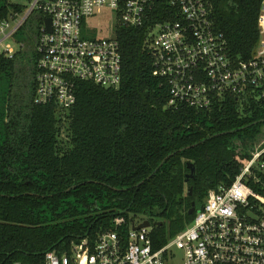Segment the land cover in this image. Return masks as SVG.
Instances as JSON below:
<instances>
[{
    "label": "trees",
    "instance_id": "obj_1",
    "mask_svg": "<svg viewBox=\"0 0 264 264\" xmlns=\"http://www.w3.org/2000/svg\"><path fill=\"white\" fill-rule=\"evenodd\" d=\"M262 2L214 0V25L236 60L256 53ZM26 8L0 0V19ZM44 17L16 33L24 50L14 58L0 53V264L43 263L47 251L70 252L79 239L94 245L103 231L128 233L142 215L153 221L154 247L166 245L194 220V202L200 209L209 189L239 174L246 149L262 133L264 99L240 94L208 109L166 107L146 24L116 29L123 57L118 88L78 81L69 109L36 105L33 37ZM19 60L30 81L18 95ZM188 162L195 171L187 181ZM118 216L125 221L117 228Z\"/></svg>",
    "mask_w": 264,
    "mask_h": 264
},
{
    "label": "built area",
    "instance_id": "obj_2",
    "mask_svg": "<svg viewBox=\"0 0 264 264\" xmlns=\"http://www.w3.org/2000/svg\"><path fill=\"white\" fill-rule=\"evenodd\" d=\"M164 1L34 0L24 12L0 19V53L14 58L24 50L26 43L17 41L16 33L43 13V23L33 37L34 103L69 109L77 101L78 81L120 86L123 57L116 29L147 24L153 75L167 90L166 107L208 109L217 100L240 94L264 99V0L259 16L261 39L249 60L230 55L228 41L212 19L214 0H168L162 5ZM103 8L112 12V30L94 35L97 27L90 19ZM46 17L52 20L50 31ZM103 17L111 20V15ZM236 145L238 152L244 151L240 141ZM246 151L248 158L233 182L209 189L192 223L166 245L154 247L153 222L147 217L148 227L136 230L133 223L146 219L134 220L128 233L103 231L94 245L79 239L70 252L47 251L39 264H170L175 249L183 250L182 264H264V127ZM124 221L118 216L114 226Z\"/></svg>",
    "mask_w": 264,
    "mask_h": 264
},
{
    "label": "rangeland",
    "instance_id": "obj_3",
    "mask_svg": "<svg viewBox=\"0 0 264 264\" xmlns=\"http://www.w3.org/2000/svg\"><path fill=\"white\" fill-rule=\"evenodd\" d=\"M11 2H17L26 6H30L31 2H33L34 0H9ZM110 16L111 15V20L109 22H107L106 20H108L107 18L103 17V16ZM97 17L90 19V24L91 25H95L97 28L94 31V35H99V34H108L112 29H110V22L113 21V17H112V12L109 9L103 8L100 11L97 12ZM158 28H156L153 33H151V35L155 34L157 32ZM7 42H11L12 44L15 45V43L13 42V40H8ZM26 70H28L27 68V64L25 62V60L22 62V60L18 61V73L15 79V87L13 92L17 93L18 95L20 93H25L27 90V85L30 81V77L28 74V71L26 72ZM206 201V199H205ZM148 216L146 215H142L138 218L140 219H136L138 221H140L141 219H146ZM175 254L176 256L174 257L173 260H171L169 263L170 264H182L183 263V250L181 249H175Z\"/></svg>",
    "mask_w": 264,
    "mask_h": 264
},
{
    "label": "water",
    "instance_id": "obj_4",
    "mask_svg": "<svg viewBox=\"0 0 264 264\" xmlns=\"http://www.w3.org/2000/svg\"><path fill=\"white\" fill-rule=\"evenodd\" d=\"M51 22H52L51 17H46V18H45V24H46L47 29H48L49 31L51 30ZM147 95H148V94H147ZM163 162H164V161H163ZM188 167L190 168L191 172H190L189 174H187V181H188L190 178H193V177H194V171H195V167H194V165H193L192 162H188ZM143 182H144V181H141V182L138 184V186L141 185ZM73 187H75V185L72 186L71 188H73ZM71 188H70V189H71ZM190 194H192V188H190ZM196 209H197V207H196V203L194 202V203L192 204V207H191L189 213H190V214L195 213V212H196ZM158 223H159L160 225L163 224L162 221H160V222H158ZM150 225H151V221H150L149 219H146L145 221H143V222L140 223L139 225H135V223H133V228L136 229V230H138V229H140V228L148 227V226H150ZM79 242H80V241H79Z\"/></svg>",
    "mask_w": 264,
    "mask_h": 264
},
{
    "label": "flooded vegetation",
    "instance_id": "obj_5",
    "mask_svg": "<svg viewBox=\"0 0 264 264\" xmlns=\"http://www.w3.org/2000/svg\"><path fill=\"white\" fill-rule=\"evenodd\" d=\"M190 172H191V170H190ZM190 172H189V173H190ZM189 173H188V174H189ZM186 179H187V178H186ZM196 207H197V206H196ZM197 210H198V209H196V211H197ZM152 222H153V221H152Z\"/></svg>",
    "mask_w": 264,
    "mask_h": 264
}]
</instances>
